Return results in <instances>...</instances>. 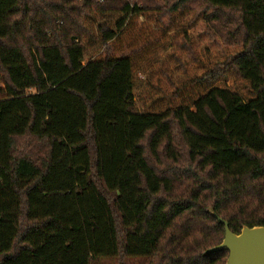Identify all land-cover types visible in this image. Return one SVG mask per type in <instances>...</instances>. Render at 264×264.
<instances>
[{"label": "trees", "instance_id": "16d2710c", "mask_svg": "<svg viewBox=\"0 0 264 264\" xmlns=\"http://www.w3.org/2000/svg\"><path fill=\"white\" fill-rule=\"evenodd\" d=\"M212 12L264 44V0H17L6 9L4 48L32 52L47 89L0 87V264H226L228 251L206 254L224 240L218 218L236 235L264 227L263 101L211 87L190 105L141 112L134 59L111 45L107 21L103 55L85 60L96 17L191 16V28ZM9 80L0 58V84Z\"/></svg>", "mask_w": 264, "mask_h": 264}, {"label": "rangeland", "instance_id": "374dc122", "mask_svg": "<svg viewBox=\"0 0 264 264\" xmlns=\"http://www.w3.org/2000/svg\"><path fill=\"white\" fill-rule=\"evenodd\" d=\"M16 4L17 0H0V58L10 76L8 85L0 87L9 94L15 90L43 91L47 87L34 54L29 52L25 57L21 52L8 51L1 41L3 14ZM190 19L176 17L160 22L155 15L96 17L91 24L92 37L85 39V60L103 55L100 26L107 21L113 31L109 35L111 45L130 52L134 59V94L141 112L158 113L190 105L211 87L233 89L247 103L264 102V44L246 36L229 15L205 14L187 28ZM214 65H221L223 70L216 81L200 80Z\"/></svg>", "mask_w": 264, "mask_h": 264}, {"label": "water", "instance_id": "95a60500", "mask_svg": "<svg viewBox=\"0 0 264 264\" xmlns=\"http://www.w3.org/2000/svg\"><path fill=\"white\" fill-rule=\"evenodd\" d=\"M213 216L217 217L215 214ZM218 221L225 226L224 240L206 254L228 251L226 264H264V227H244L241 233L236 235L229 230L227 222L220 218Z\"/></svg>", "mask_w": 264, "mask_h": 264}]
</instances>
